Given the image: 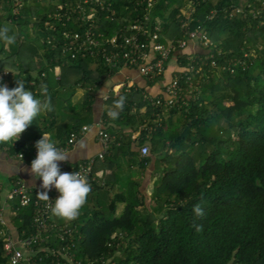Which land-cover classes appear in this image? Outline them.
Wrapping results in <instances>:
<instances>
[{
    "label": "trees",
    "instance_id": "1",
    "mask_svg": "<svg viewBox=\"0 0 264 264\" xmlns=\"http://www.w3.org/2000/svg\"><path fill=\"white\" fill-rule=\"evenodd\" d=\"M262 1L0 0V27L16 26L9 32L15 34V43L6 47L0 40V86L8 83L12 89L18 86L17 79L23 80L25 90L43 101L40 85L45 84L51 101V111L41 113L18 141L0 144L27 160H32L43 132L51 133L59 146L73 132L80 138L82 129L95 122L97 93L121 70L110 66L103 54L117 51L110 39L117 36L121 41L136 19L159 16L161 34L176 40L184 36L183 21L191 28L202 24L216 47L218 65L197 63L191 73L200 88L196 97L160 113V118V108L143 94L158 92L147 87H153V81L128 91L124 87L118 95L113 89L117 84L110 86L101 120L104 131L115 137L111 150L93 166L92 190L78 218L53 216L71 229V238L61 241L54 236L42 243L39 264L50 263L44 247L66 243L82 264H101L102 258L106 264H264ZM245 4L250 6L244 13L231 17L226 11ZM253 11L259 13L253 16ZM88 29L95 32L97 44L87 50H79L78 40L64 33L79 31L84 37ZM188 55L175 50L167 67L171 62L187 67ZM121 63L122 69L128 68ZM169 76L173 74L157 78V83ZM78 90L83 94L75 102ZM121 96L126 98L124 109L112 120L107 111ZM136 131L140 135L134 139ZM144 144L150 145L145 157L140 153ZM154 165L156 179L149 197L142 189L143 179L136 175ZM9 201L10 220L19 231L31 232L33 203L21 206L18 198ZM196 204L204 210L203 217L194 214ZM0 264H7L2 240Z\"/></svg>",
    "mask_w": 264,
    "mask_h": 264
},
{
    "label": "built area",
    "instance_id": "2",
    "mask_svg": "<svg viewBox=\"0 0 264 264\" xmlns=\"http://www.w3.org/2000/svg\"><path fill=\"white\" fill-rule=\"evenodd\" d=\"M88 1L81 0V3H89ZM261 3L264 5V0ZM247 4L231 7L230 9H226V11L228 10L231 17L235 12L244 13ZM257 13L259 12H252L253 16H256ZM94 16L95 14L92 17ZM79 17L82 20H86L87 18L85 16ZM161 23L162 19L159 16L152 20L149 14H145L143 19H136L130 25L127 34L122 33L121 41H118L117 36H113L110 39V42L117 51H113L110 55H106L104 51L102 52L110 66L122 69L123 64L121 62H124L125 67L136 69L147 82L153 81V84H156L158 82L157 78L167 75L169 70L167 62L175 50H185L189 41H193L196 47L203 48L201 52L194 50L193 53H189L187 67L177 66L176 69H173L174 71H171L173 76L168 78L166 82L160 83L162 87L158 88V92L155 95H151V92L143 93L144 98L150 104L160 108V112L157 113L159 118L162 117L161 114L167 113L171 108L179 106L180 103H186V98L196 97L199 93L200 88L194 83L191 75L197 63L202 65L206 61H209L212 66L218 65L215 59V44L211 40L209 30L204 25L198 24L196 27L191 28L187 22L183 21L181 29L184 36L176 40L161 34ZM64 33L67 37L72 34L78 40L76 47L79 50H87L89 45L97 44L95 32L91 29L86 30L84 37L79 31ZM238 62L243 65L246 64V60H238ZM225 68H229L231 72L235 71V68L229 65H225ZM132 85L133 83L127 84V91ZM122 86L123 84L115 86L114 91L116 95L119 94V89ZM87 129L88 127L85 126L80 133L86 132ZM98 138L102 143L103 150L96 157L81 161L78 167L72 168L67 162H63L60 167L61 172H80L87 177L88 182L94 180L95 177L92 176V172L96 160L98 158L101 160L105 158L106 154L111 150L112 143L115 139L112 134L104 131V126L99 129ZM77 139L78 134L73 132L61 150L66 151ZM36 152H38L37 149ZM140 153L143 157L148 156L150 154V145H142L140 147ZM19 156L23 157L24 154L20 153ZM2 189L3 187L0 184V191ZM41 190V187L32 188L27 186L24 180L19 177L11 189L7 191V200L18 198L21 206H27L31 202L33 203L32 221L29 226L32 229L31 232L27 233L26 229L21 231L17 229V233L15 234L12 229L14 227L9 225L11 221L4 216L6 202L0 205V240L4 243V257L6 258L7 264H39V260H42V257L38 256L42 248V243L48 242L54 236L61 241H67L71 238V229L67 225L55 222L51 213V206L54 205L55 199L60 193L53 187L48 192L51 200L45 202L37 198L36 194ZM53 230H56V232L52 233ZM43 249L47 251L46 256L50 257V263L48 264H62V261L70 264H82L80 260H75V255L71 252V247L68 243L62 245L60 248L47 245ZM100 263L106 264L107 260L102 258ZM89 264H93V261H89Z\"/></svg>",
    "mask_w": 264,
    "mask_h": 264
},
{
    "label": "clouds",
    "instance_id": "3",
    "mask_svg": "<svg viewBox=\"0 0 264 264\" xmlns=\"http://www.w3.org/2000/svg\"><path fill=\"white\" fill-rule=\"evenodd\" d=\"M9 32L8 26L0 27V40L5 43L6 47L16 41L15 34L9 35ZM127 84L129 82L124 83L119 90L127 88ZM17 85L12 89L0 86V144L18 141L21 134L42 112L51 110L47 85H40V93L45 96L43 101L36 98L33 91L25 90V81L17 79ZM125 102L126 98L123 96L114 101L113 107L107 111L108 117L112 120L118 119L120 112L124 109ZM34 149L35 152L36 149L38 152H36V158L31 162L30 174L42 180L40 186L42 190L36 194L37 198L45 202L51 200L48 192L55 187L60 195L51 206L52 215L67 221L75 220L92 190L87 177L75 171L61 172L59 162L67 161L69 154L57 147L51 139V133L43 132L42 138L36 142ZM193 212L197 217L204 216V210L200 204L194 205ZM196 227L199 230L200 226Z\"/></svg>",
    "mask_w": 264,
    "mask_h": 264
},
{
    "label": "crops",
    "instance_id": "4",
    "mask_svg": "<svg viewBox=\"0 0 264 264\" xmlns=\"http://www.w3.org/2000/svg\"><path fill=\"white\" fill-rule=\"evenodd\" d=\"M177 66L174 62H171L169 64V70L167 73H171L172 69H176ZM170 77V76H169ZM168 78V77H167ZM126 82L129 83H135L139 86H147V80L136 70L131 68H123L119 72H116L115 75H113L108 81L102 85L101 92L97 93V105L95 107V122L91 124L87 131L84 133H80V138L76 140V142L71 145L70 148L66 149V153L69 154V158L67 161H61L59 162V166L61 167V164L63 162H67L69 166L75 167L78 165L81 161L96 157L102 150L103 146L98 138V131L101 127L104 126L101 115L103 111L105 110L104 106V95L107 93V90H109L110 86L113 84H124ZM160 83L153 84L154 86H147L149 90L156 91L157 88H160ZM156 86V87H155ZM47 113V112H46ZM42 113V114H46ZM140 135V131H136L132 133V136L134 139H136ZM68 138L65 140V144L68 142ZM63 145H57L59 149H62ZM83 145V147H81ZM64 148V147H63ZM34 156L31 159H25V157H19L18 154H10V152L7 150V148H1L0 147V184L3 187V189L0 191L1 196V204L6 202L5 210H4V216L10 220V201L7 200V191L11 189L13 185V178L16 176H19L24 180L27 186L29 187H40L42 184L41 179H37L33 177L30 174V168H31V162L36 158L35 155V149ZM37 154V153H36ZM90 157V158H89ZM99 160V158L97 159ZM96 160V161H97ZM101 160V159H100ZM103 171H99L98 175L101 176ZM12 228L15 234L17 233V228L15 227V224L13 221L9 224Z\"/></svg>",
    "mask_w": 264,
    "mask_h": 264
},
{
    "label": "rangeland",
    "instance_id": "5",
    "mask_svg": "<svg viewBox=\"0 0 264 264\" xmlns=\"http://www.w3.org/2000/svg\"><path fill=\"white\" fill-rule=\"evenodd\" d=\"M7 26H9V28L12 29V30L13 29L14 30L16 29V26H13L11 24H8ZM194 50L201 52V51H203V48L196 47L193 41H189L188 46L186 47L185 51L188 52V53H193ZM7 85H8V83H5V86H7ZM82 94H83V90H78L77 93L74 96V101L77 102L78 99H80V97L82 96ZM104 98H107V94L104 95ZM104 106L107 107V105L105 103H104ZM144 110H145V108L142 109V111H144ZM49 111H51V110H49ZM42 113H46V111H44ZM135 170L138 171L139 170V167L138 166H135ZM147 170L148 171H146L144 175H142L141 172L137 173L136 177L137 178L139 177V178L143 179L142 180V189L150 197L151 196V193L153 192V189H154V181L156 179L155 176H152V174H153V172L155 170V165L152 166V167H150V168H148ZM154 174H155V172H154ZM121 207L122 206H120V209H121ZM0 213H1V211H0ZM0 217H1V214H0Z\"/></svg>",
    "mask_w": 264,
    "mask_h": 264
}]
</instances>
